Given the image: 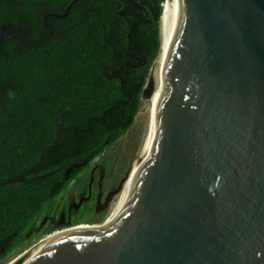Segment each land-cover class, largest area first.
<instances>
[{
  "label": "water",
  "instance_id": "water-1",
  "mask_svg": "<svg viewBox=\"0 0 264 264\" xmlns=\"http://www.w3.org/2000/svg\"><path fill=\"white\" fill-rule=\"evenodd\" d=\"M142 101L105 216L9 262L264 264V0H172Z\"/></svg>",
  "mask_w": 264,
  "mask_h": 264
},
{
  "label": "trees",
  "instance_id": "trees-1",
  "mask_svg": "<svg viewBox=\"0 0 264 264\" xmlns=\"http://www.w3.org/2000/svg\"><path fill=\"white\" fill-rule=\"evenodd\" d=\"M163 1L141 0L149 17L136 22L141 10L109 0L87 22L74 18L39 52L21 54L16 37L0 46V263L41 236L26 238L46 209L133 128L161 49ZM38 6V0H0V28L38 24ZM132 25L134 42L127 36Z\"/></svg>",
  "mask_w": 264,
  "mask_h": 264
},
{
  "label": "flooded vegetation",
  "instance_id": "flooded-vegetation-1",
  "mask_svg": "<svg viewBox=\"0 0 264 264\" xmlns=\"http://www.w3.org/2000/svg\"><path fill=\"white\" fill-rule=\"evenodd\" d=\"M38 1V7L40 9L38 12L33 11V19L37 21L38 24H31L29 21H19V24L16 25L17 27L11 24L4 25L0 28V46L5 41L6 37H16L14 42H17L19 46L17 50L20 49L21 54L26 52H39L40 49L45 47L49 42H56L62 33L68 32V30L73 27L71 23L74 21V18L75 20H79L84 16V22H87L88 17L94 16L98 8L102 5L105 7V3L109 0H78L70 8L67 15H65V12L74 0ZM123 1L131 3L142 11L143 18L138 19L136 22L147 20L149 12L142 4L141 0L138 1L142 8L131 0H120L122 5H126ZM19 3L23 4L24 1H19ZM77 5H79L78 8H75ZM74 8L76 9L75 17H72L70 12ZM129 18L133 17L130 15ZM122 20L124 23H127L126 17H123ZM11 29L15 30L17 34L13 33ZM117 30L120 33V29L118 28ZM132 31L133 25L127 36L134 42V39L131 37ZM7 32H10V34ZM118 44L121 45V43ZM134 49V47H126L124 50L128 55L136 57ZM0 52H3L2 49H0ZM142 61V66L147 64V59L143 58ZM3 89L4 88L0 86V90ZM108 151L109 150L97 158L81 178L74 181L66 192L46 209L44 215L35 221L31 231L26 234L27 241H31L35 236L41 235L32 243L33 245L45 236L64 226L81 220H96L105 216L113 198H115H109L110 194L116 190L127 172L126 170L122 175L123 167H120L118 162L114 163L111 161ZM106 158H108V160L104 161ZM86 213L89 215L84 217Z\"/></svg>",
  "mask_w": 264,
  "mask_h": 264
},
{
  "label": "bare ground",
  "instance_id": "bare-ground-1",
  "mask_svg": "<svg viewBox=\"0 0 264 264\" xmlns=\"http://www.w3.org/2000/svg\"><path fill=\"white\" fill-rule=\"evenodd\" d=\"M171 13H172V0H165L163 3V10H162V16H161V25H160V34H161V46L165 40V37L168 33L170 22H171ZM44 242H41L37 244L35 247H33L29 252L25 253L21 258L18 260H13L9 262L8 264H18L21 261L27 259L31 255H34L38 252L43 246Z\"/></svg>",
  "mask_w": 264,
  "mask_h": 264
},
{
  "label": "rangeland",
  "instance_id": "rangeland-1",
  "mask_svg": "<svg viewBox=\"0 0 264 264\" xmlns=\"http://www.w3.org/2000/svg\"><path fill=\"white\" fill-rule=\"evenodd\" d=\"M163 3L164 1L162 2V7H163ZM128 135V134H127ZM126 136L120 138L116 143H114L108 150V155H109V158H111V161L112 162H117L118 159H119V156H120V153H121V150H122V147H123V144L126 140ZM108 160V158H106L104 161ZM32 246V245H31ZM25 250V249H24ZM23 251V250H22ZM21 251V252H22ZM19 254V253H18ZM17 255V254H16ZM15 255V256H16ZM15 256H12L10 257L9 259H7L6 261L0 263V264H7L10 260H12Z\"/></svg>",
  "mask_w": 264,
  "mask_h": 264
}]
</instances>
